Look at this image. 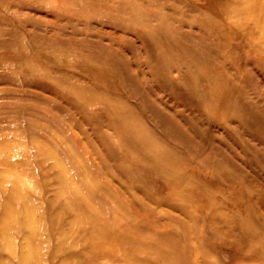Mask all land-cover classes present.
I'll list each match as a JSON object with an SVG mask.
<instances>
[{
	"label": "rangeland",
	"instance_id": "obj_1",
	"mask_svg": "<svg viewBox=\"0 0 264 264\" xmlns=\"http://www.w3.org/2000/svg\"><path fill=\"white\" fill-rule=\"evenodd\" d=\"M0 264H264V0H0Z\"/></svg>",
	"mask_w": 264,
	"mask_h": 264
}]
</instances>
